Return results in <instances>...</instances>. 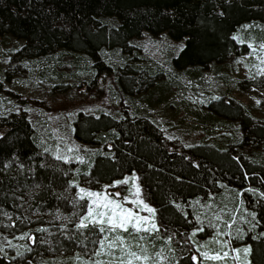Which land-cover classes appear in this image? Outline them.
Masks as SVG:
<instances>
[{
	"label": "trees",
	"instance_id": "obj_1",
	"mask_svg": "<svg viewBox=\"0 0 264 264\" xmlns=\"http://www.w3.org/2000/svg\"><path fill=\"white\" fill-rule=\"evenodd\" d=\"M254 23L264 24V0H0V35L23 39L19 54L44 57L57 50L77 58L87 54L93 85L98 79L104 85L102 80L113 74L102 47L129 51L130 40L143 32H166L173 40L184 39L172 56L173 66L199 67L249 51V37L241 27ZM258 29L263 38L264 26ZM93 85V93L100 95L102 86ZM208 105L235 118L244 131L243 139L254 144L264 141V124L254 120L240 102L219 98ZM113 111L79 113L75 118V139L96 147L89 160L81 162L43 151L23 109L0 116V231L8 226L5 218L9 215L8 224L19 225L18 196L23 192L28 191L32 203L44 209L67 210L69 204L61 193L73 177L101 183L135 171L145 199L156 210L159 228L170 238L153 237L164 248L162 264H198L189 235L196 224L195 212L189 204L196 198H217L222 184L240 191V207L254 213L253 223H245L243 234L233 235L234 240L244 239L250 245L249 264H264V197L258 194L264 191V160L257 162L237 150L207 142L184 145L149 116L130 113L126 107ZM65 230H69L66 237L55 234L59 244L70 243L68 237L78 243L89 233L98 234L92 224ZM30 247L9 261L0 245V264H43L37 245Z\"/></svg>",
	"mask_w": 264,
	"mask_h": 264
},
{
	"label": "rangeland",
	"instance_id": "obj_2",
	"mask_svg": "<svg viewBox=\"0 0 264 264\" xmlns=\"http://www.w3.org/2000/svg\"><path fill=\"white\" fill-rule=\"evenodd\" d=\"M263 26L254 23L241 27V32L249 37L246 53L199 67L173 66L172 56L184 39L173 40L166 32H143L130 40L133 45L129 51L102 47L103 59L112 65L113 74L102 80L104 85L100 79L94 80V85L102 86L100 95L91 89L93 73L87 54L77 58L69 51L57 50L44 57H24L19 54L23 39L0 35V116L23 109L41 149L71 162L88 161L96 150L73 136L77 115L116 112L113 110L121 107L149 116L168 136L184 145L207 142L263 161L264 141L254 144L243 139L244 131L235 118L208 105L219 98L234 99L247 107L254 120L264 124V36L258 35L262 30L258 28ZM242 35L239 37L243 40ZM222 187L217 198H196L189 204L196 222L189 230L196 249L194 257L198 264H249L250 245L244 239L235 241L233 235L243 234V225L253 223L254 213L246 206L240 207V191L224 184ZM246 188L253 190L250 185ZM89 193H98L99 197ZM258 194L264 197V191ZM61 195L69 204L67 210L55 206L44 209L32 203L28 191L18 196L22 212L16 218L19 225L8 224L12 219L9 215L5 218L8 226L0 231V245L7 260L20 258L24 249L37 245L43 264L163 263L164 248L153 237L166 241L170 238L159 228L156 210L145 199L135 171L101 183L73 177ZM105 197L144 218L140 230L131 226L127 231L112 229L107 223H99ZM234 201H238L235 211ZM82 224L96 226L98 234L89 233L78 243L68 237L67 245L56 241L58 232L66 237L69 230L65 229ZM200 232L204 235L200 236ZM132 253L141 258L136 259ZM205 253L220 258L209 259Z\"/></svg>",
	"mask_w": 264,
	"mask_h": 264
},
{
	"label": "snow or ice",
	"instance_id": "obj_3",
	"mask_svg": "<svg viewBox=\"0 0 264 264\" xmlns=\"http://www.w3.org/2000/svg\"><path fill=\"white\" fill-rule=\"evenodd\" d=\"M89 195H95L99 197L98 193H89ZM107 200V198L105 197ZM140 203H143L140 201ZM102 207L105 209L104 211L99 212L100 219L98 220L99 223L104 224L107 223L110 228L116 229L120 228L125 231L128 230V227L131 226L132 228L136 229L137 231L140 230V221L144 218L139 217L137 214H135L131 209H125L120 203H117L113 200H107L105 204L102 205ZM145 208H147V205H144ZM149 212H152L153 210L148 208ZM85 226L86 225H83ZM153 228H155V225H152ZM103 231V229H101ZM112 245H110L111 247ZM245 253L248 252V249L244 250ZM133 256H135L136 259H140L141 257L136 256L135 253H132ZM205 257L209 259H219V255L211 256L209 257L207 253L204 254ZM225 255H227L225 253ZM144 259H147L145 256ZM130 264V262H129Z\"/></svg>",
	"mask_w": 264,
	"mask_h": 264
}]
</instances>
